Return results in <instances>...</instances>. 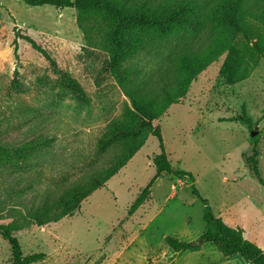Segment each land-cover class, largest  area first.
<instances>
[{
  "label": "rangeland",
  "instance_id": "rangeland-1",
  "mask_svg": "<svg viewBox=\"0 0 264 264\" xmlns=\"http://www.w3.org/2000/svg\"><path fill=\"white\" fill-rule=\"evenodd\" d=\"M108 25H102L90 45L75 9L0 0V147L13 158L0 167V225L11 222L6 218L13 205L35 213L75 190V185L54 190L45 184L22 192L29 174L15 157L32 142L55 138L57 159L39 161L46 169L73 154L92 152L114 122L139 126L120 80L129 87L126 79L138 76L145 90L160 69L146 53L115 66L105 40ZM178 42L173 34L158 47L173 49ZM226 55L200 73L187 95L154 122L169 162L188 177L181 181L162 173L156 179L153 157L161 152L160 142L144 131V147L73 217L14 233L23 254L45 253L46 259L36 264H246L241 256L224 258L211 245L197 253H175L166 245L167 236L192 242L205 231L204 205L193 189L216 217L242 229L246 239L264 250V185L247 164L256 150L264 180V57L248 56L249 78L230 86L220 75ZM65 74L78 82L84 99L63 87ZM141 89H134L136 95ZM246 115L251 127L230 121ZM119 146L104 153L98 166L110 162ZM137 200L141 205L132 213ZM11 261V246L0 235V264Z\"/></svg>",
  "mask_w": 264,
  "mask_h": 264
},
{
  "label": "trees",
  "instance_id": "trees-1",
  "mask_svg": "<svg viewBox=\"0 0 264 264\" xmlns=\"http://www.w3.org/2000/svg\"><path fill=\"white\" fill-rule=\"evenodd\" d=\"M30 7L50 6L57 9H75L78 12V26L85 41L95 42V35L104 23H109L105 35L107 48L112 54V62L123 61L146 53L155 60L160 70L157 78L140 88L141 79L127 78L129 87L121 85L128 97L139 126H124L113 123L108 136L97 140L90 153L73 154L63 158L62 163L46 167L39 166L44 157L57 159L53 150L54 139L41 138L32 142L24 151L16 154L21 161L20 169L28 172L29 178L23 193H32L41 185H50L60 190L75 185L68 196L48 204L35 213H25L21 207L13 205L7 213V225H0V235L8 241L12 250L10 264H36L46 259L45 253L24 255L15 232L55 224L73 217L81 204L97 190L104 188L135 154L144 147L147 138L144 131L159 139L161 152L153 157L160 174H172L181 181L187 173L175 168L165 152L160 128L154 122L163 116L172 104L183 99L194 79L221 55L227 54L220 75L228 85H235L249 78L252 68H248L247 57H264V0H23ZM205 28L207 31H205ZM262 31V33L260 32ZM205 32L204 37L202 36ZM241 33V37H236ZM176 34L178 45L173 49L158 47V42ZM31 46L49 59L35 41L24 38ZM255 41L253 45L252 42ZM255 54V55H254ZM62 85L70 94L84 99L77 81L65 74ZM135 88L141 89L136 95ZM86 102V100H81ZM245 110V108H243ZM232 121H240L252 126L249 116H237ZM134 142L132 144L131 141ZM117 147L110 162L98 166L100 157L115 144ZM257 151L247 159L253 176L264 185L257 163ZM9 153L0 147V167L12 162ZM193 193L204 205V233L192 242L181 241L174 236L165 238L166 245L174 252H199L205 245L213 246L224 258L241 256L246 264H264V250L249 241L240 228L228 226L221 217H216L196 189ZM132 213L141 202L137 200Z\"/></svg>",
  "mask_w": 264,
  "mask_h": 264
},
{
  "label": "crops",
  "instance_id": "crops-1",
  "mask_svg": "<svg viewBox=\"0 0 264 264\" xmlns=\"http://www.w3.org/2000/svg\"><path fill=\"white\" fill-rule=\"evenodd\" d=\"M144 228H145V227H144ZM165 238H166V237H165ZM165 243H166V242H165ZM205 246H206V245H205ZM205 246H204V247H205ZM204 247H203V248H204ZM170 250H171V249H170ZM202 250H203V249H202ZM202 250H201V251H202ZM171 251H172V250H171ZM173 252H174V251H173ZM199 252H200V251H199ZM175 253H176V252H175ZM195 253H197V252H195Z\"/></svg>",
  "mask_w": 264,
  "mask_h": 264
},
{
  "label": "water",
  "instance_id": "water-1",
  "mask_svg": "<svg viewBox=\"0 0 264 264\" xmlns=\"http://www.w3.org/2000/svg\"><path fill=\"white\" fill-rule=\"evenodd\" d=\"M254 135H255V133L253 132V133H252V136H254Z\"/></svg>",
  "mask_w": 264,
  "mask_h": 264
}]
</instances>
